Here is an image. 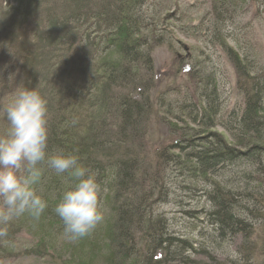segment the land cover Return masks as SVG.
Instances as JSON below:
<instances>
[{"label":"trees","instance_id":"16d2710c","mask_svg":"<svg viewBox=\"0 0 264 264\" xmlns=\"http://www.w3.org/2000/svg\"><path fill=\"white\" fill-rule=\"evenodd\" d=\"M165 1L3 0L15 3L12 15L1 20L0 43L10 47L11 76L26 70L21 73L30 83L24 88H35L48 102L49 153L78 155L107 187L103 204L109 213L96 227L100 237H93L94 230L69 242L53 209L71 180L44 165L39 188L48 208L38 221L26 215L10 223L6 245L29 225L39 235L33 250L52 252L58 264H196L198 256L214 264H264V64L232 35L240 13L259 0H210L207 20L190 28L181 24L180 33H207L211 46L224 52L242 102L225 115L220 69L194 72L189 55L176 53L180 76L201 89L182 100L166 93L158 98L170 137L169 145L153 152L160 171L138 151L145 146L142 125L153 113L154 47L170 37L180 43ZM14 92L0 78V135L8 127L2 106ZM129 144L134 147L125 148ZM178 177L201 183L182 185L190 199L205 200L198 216L185 212L203 225L196 234L175 230L177 221L156 206L170 201L166 187ZM224 241L236 245L239 262L218 253Z\"/></svg>","mask_w":264,"mask_h":264},{"label":"rangeland","instance_id":"374dc122","mask_svg":"<svg viewBox=\"0 0 264 264\" xmlns=\"http://www.w3.org/2000/svg\"><path fill=\"white\" fill-rule=\"evenodd\" d=\"M262 1L263 0H259L254 4L247 5L245 12L242 11L239 15V20L232 29V35L235 40H239L242 47L246 48V50L248 49V54H251V52L259 53L261 56V63L264 64V12L262 11ZM165 2V6L167 5L168 8L164 13L170 12L175 15L174 18L169 21L168 25L170 26V29L174 30L180 43H175L170 37V40L169 38H166V42L163 43V45L154 47L153 57L156 85L151 94L153 113L151 116L149 114L150 118L148 117L142 125L145 146H142L144 149L141 152L138 151V156H140L145 163L154 169L156 168V170L159 169L160 171H163L164 168L162 165L160 167L158 166L153 152L155 148L161 145H169L170 137L168 138V130L164 125L158 110V98L163 93H166V97L170 100H182L185 97L184 94H194L201 89L199 84L198 86L194 85V81H191L190 77L184 79L180 76L177 68L178 63L176 62V53L182 56L189 55L190 60L187 62L195 64L194 72H203L201 66H207L204 67L207 68V70H210L212 66H216L220 69L218 72L221 75V83L223 86L222 91L225 101L223 111L225 115L228 111L237 107L242 102V96L236 88V75L232 64L227 61L226 55L220 50V48L211 46V43L209 42L210 38H207L206 36L207 33L205 34L193 30L191 31L193 33L190 34V31H188L189 34L186 35L178 31L183 23L187 28H190L192 24L198 25L203 20H207L205 16L207 12L211 11L210 0H166ZM14 3L7 5L3 0H0V27L4 25L1 23V20L6 16L9 17V15H12L14 11L12 10ZM258 9L262 11V14H259ZM179 16L183 17V20H181L182 23H179L178 21ZM165 25L166 23L164 25L162 24V27L165 28ZM158 28L161 27L158 26ZM165 30H167V27ZM80 41L81 40L79 39L77 40V46H80ZM170 43L174 44L176 48L173 51L171 50L172 46ZM76 51L80 52L79 48L76 49ZM0 57L4 59V69L0 70V78L2 81H4V78L6 77V84L10 87L12 86L14 91L17 88H24L30 83V80L28 81L25 78V75L22 74L27 72L23 69L13 70L14 74L12 76L14 78L10 81L9 78L12 72L11 66L13 64V59L8 45L0 43ZM58 68L59 66L57 67V71L62 70ZM41 80L42 77H39V82ZM5 105L6 103H4L3 106ZM1 122L2 119H0V125H2ZM217 130L223 131L222 128H217ZM133 147L134 145L129 144L125 148L131 149ZM233 178L235 179V176H233ZM187 184L190 186H201L200 182L191 181L187 177L183 179L181 177L173 179V182L168 183L166 187L167 190H170L171 194L173 193L170 197V201L165 204L159 203L160 206L159 204L156 206L159 211L161 210L166 214L167 218L173 219L175 222L177 221L179 226L173 227L175 230L186 234L192 232L196 234L203 225L200 224L199 220L196 221L195 219L190 218L185 212L195 213L193 216H198L196 213L201 210L205 200L198 196H194V199H190L189 193L182 188V185ZM104 213L106 214V218L109 213L107 210H105ZM101 235V227L96 228L93 237H100ZM38 236L36 230L29 228V225H27L21 234H16L14 236V242L11 245H6L5 238H0V264H58L60 260L57 258V261L52 252L48 255L43 251L33 250L32 246L36 244ZM196 240L200 242L199 239ZM233 246L236 247V245ZM101 248L102 247L100 246L97 248L98 254L100 253ZM31 251H33V253H30ZM64 256L67 257V255ZM196 260V264H214L210 262L208 258L203 256H198Z\"/></svg>","mask_w":264,"mask_h":264},{"label":"clouds","instance_id":"9594fccd","mask_svg":"<svg viewBox=\"0 0 264 264\" xmlns=\"http://www.w3.org/2000/svg\"><path fill=\"white\" fill-rule=\"evenodd\" d=\"M2 107L8 127L0 135V238L8 236L13 221L26 215L38 221L48 208L39 188L44 165L57 175L67 173L71 180L53 209L63 221L64 237L74 243L89 236L104 220L107 187L78 155L49 153L48 102L38 90L17 88ZM217 251L232 261L240 260L230 241H224Z\"/></svg>","mask_w":264,"mask_h":264},{"label":"water","instance_id":"95a60500","mask_svg":"<svg viewBox=\"0 0 264 264\" xmlns=\"http://www.w3.org/2000/svg\"><path fill=\"white\" fill-rule=\"evenodd\" d=\"M185 49H187V48H185Z\"/></svg>","mask_w":264,"mask_h":264}]
</instances>
